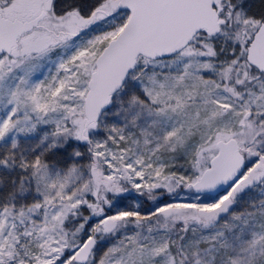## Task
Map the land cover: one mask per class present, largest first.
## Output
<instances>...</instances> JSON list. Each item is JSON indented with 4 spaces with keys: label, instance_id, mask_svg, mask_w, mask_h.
Masks as SVG:
<instances>
[{
    "label": "snow or ice",
    "instance_id": "1",
    "mask_svg": "<svg viewBox=\"0 0 264 264\" xmlns=\"http://www.w3.org/2000/svg\"><path fill=\"white\" fill-rule=\"evenodd\" d=\"M0 264H264V0H0Z\"/></svg>",
    "mask_w": 264,
    "mask_h": 264
}]
</instances>
